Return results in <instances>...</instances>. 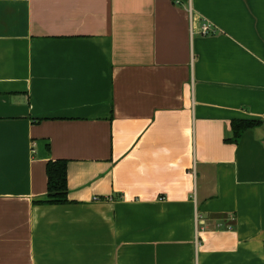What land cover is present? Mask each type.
I'll list each match as a JSON object with an SVG mask.
<instances>
[{
  "label": "crops",
  "instance_id": "0c3cea01",
  "mask_svg": "<svg viewBox=\"0 0 264 264\" xmlns=\"http://www.w3.org/2000/svg\"><path fill=\"white\" fill-rule=\"evenodd\" d=\"M0 264H264V0H0Z\"/></svg>",
  "mask_w": 264,
  "mask_h": 264
},
{
  "label": "trees",
  "instance_id": "16d2710c",
  "mask_svg": "<svg viewBox=\"0 0 264 264\" xmlns=\"http://www.w3.org/2000/svg\"><path fill=\"white\" fill-rule=\"evenodd\" d=\"M260 120L238 119L233 120V136L230 141L237 143L242 134L249 128L262 125ZM46 172L48 176V193L44 200L39 203L60 204L71 201L68 196V161L55 159L47 162Z\"/></svg>",
  "mask_w": 264,
  "mask_h": 264
},
{
  "label": "built area",
  "instance_id": "2783aa9c",
  "mask_svg": "<svg viewBox=\"0 0 264 264\" xmlns=\"http://www.w3.org/2000/svg\"><path fill=\"white\" fill-rule=\"evenodd\" d=\"M210 32H212L211 25L206 21L202 22L201 26H200V33L201 34H209Z\"/></svg>",
  "mask_w": 264,
  "mask_h": 264
}]
</instances>
